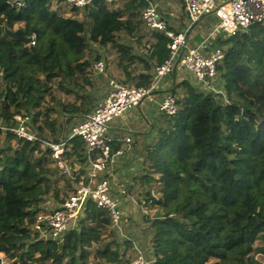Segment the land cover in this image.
<instances>
[{
	"label": "trees",
	"instance_id": "obj_1",
	"mask_svg": "<svg viewBox=\"0 0 264 264\" xmlns=\"http://www.w3.org/2000/svg\"><path fill=\"white\" fill-rule=\"evenodd\" d=\"M120 1L112 8L113 0H93L70 8L74 16H63L54 6L64 0H0V127L14 126L15 116L26 115L41 140L59 143L66 137L96 108L95 98L84 91L85 85L94 88V63L103 61L107 70L104 53L86 59L92 45L114 50L124 75L117 82L135 88L151 84L155 67L169 58L170 40L144 26L141 12L151 0ZM210 16L215 17L202 19ZM4 29H22L28 38L35 34L36 43L27 46L5 36ZM216 43L224 50L216 69L223 96L188 80L175 82L168 93L177 111L159 113L154 140L142 152L143 198L162 213L144 216L143 229L130 225L137 232L127 234L135 240L116 241L108 212L90 199L60 240L34 232L36 216L57 210L80 177L87 178L85 143L74 137L63 149L61 161L72 179L48 146L0 129L4 264H129L135 255L130 259L127 253L135 243L150 264H263L255 256H264V26L252 25ZM54 82L75 100L42 112L46 97L54 101ZM113 139V148H120ZM256 242L262 245L255 247Z\"/></svg>",
	"mask_w": 264,
	"mask_h": 264
},
{
	"label": "built area",
	"instance_id": "obj_2",
	"mask_svg": "<svg viewBox=\"0 0 264 264\" xmlns=\"http://www.w3.org/2000/svg\"><path fill=\"white\" fill-rule=\"evenodd\" d=\"M12 1L20 3L22 0ZM92 1L64 0V3L69 8L82 9ZM184 5L188 26L183 34H175L169 29L167 22L159 15L154 4L150 3L141 12V19L148 30L163 33L170 40L169 58L155 67L152 82L147 88L127 87L110 79L108 91L97 103L94 111L73 126L59 143L41 140L31 127V118L26 115L15 116L14 126L0 127L4 133H13L18 139L28 142L38 141L48 146L52 151V158L57 161L63 174L72 179L74 177L71 176L70 169L61 161L63 149L68 140L74 137L82 139L85 143V155L88 161L87 178L80 177L75 190L57 210H44L36 216L32 229L41 237L60 240L64 233L82 218L88 199L96 208L108 212L111 225L122 234L123 214L111 190L114 184V165L130 147L131 139L123 138L120 141L122 146L114 149V139L108 134L109 123L130 110L138 108L144 101L156 104L159 113L163 115H174L177 111L175 98L167 94L157 102L154 94L161 81L172 74L178 63L190 73L193 82L202 91L223 96L222 89L216 83V69L224 58V50L214 47L205 54L199 47L187 46L186 33L203 17L214 15L218 19L215 32L223 33L228 37L235 36L239 31H246L252 25L264 26V0H184ZM35 43L36 36L33 34L29 37L27 46H34ZM93 68L98 74H104L106 69L103 61L95 62ZM117 193L125 198L126 190L123 185H117ZM4 263V254L0 252V264ZM129 264H150V262L141 250L136 249V254Z\"/></svg>",
	"mask_w": 264,
	"mask_h": 264
},
{
	"label": "rangeland",
	"instance_id": "obj_3",
	"mask_svg": "<svg viewBox=\"0 0 264 264\" xmlns=\"http://www.w3.org/2000/svg\"><path fill=\"white\" fill-rule=\"evenodd\" d=\"M120 2H121L120 0H113L114 4H111L112 5L111 7L112 8L117 7L118 5H120ZM152 4H154V2H152ZM54 9H56L60 15L67 16L70 14L74 16V14L70 12V8L67 7L65 3L60 4V6L55 5ZM79 16H80V13L78 14V17ZM105 49L106 48L103 45H92V49L88 51L86 59H93L96 54L95 53L96 51L105 53L107 56L106 65L109 64L108 65L109 72L113 74L114 73L122 74V71L116 67L117 55L114 52V50H110L109 53H107ZM91 77L93 79L92 85L94 88L91 89L90 86L85 85L86 88L84 91L90 92L91 95L95 98V103L96 102L98 103L104 97V94L108 91V81L110 80L111 77L107 75L106 69H105V73L102 75H99L97 72L92 70ZM112 79H114L115 81H118L113 77ZM128 86L133 87L131 83H129ZM52 94H53L54 101L50 100L49 97H46L45 101L43 102L41 106L42 112H46L47 109L55 107L56 102H63L65 105H67L75 100V97L73 95H66L65 92L57 86L56 82L52 84ZM146 103L148 102L146 101L142 102L139 107H141L142 105L144 106ZM138 108L132 109L129 112L131 113L138 112L137 111ZM129 112L125 113L122 117L123 118L127 117ZM55 115H56L55 113L50 112V116L52 118H54ZM122 117L114 119L111 122V124L117 128L123 127L124 123H123ZM39 120L41 123H43V117H40ZM121 130L119 129V134L122 135L124 132ZM135 141L136 139L134 140V142ZM140 148L141 146L138 145V143H136L135 146L133 145L132 150L130 149L126 150L125 151L126 157L123 158L122 160L120 159L121 163H119L118 161L119 164L117 165L116 169L114 167V170L117 172V177L114 180V184L117 183V185H123V187L126 190V196L125 198H123L125 201L124 202L125 204L122 207L123 218H124L123 226L121 227L122 234H120L119 232H116L115 234L112 233V235L114 236V239L116 241H119L120 243L123 242V239L131 240V241L135 240L133 237L127 234V233H133V235H135V233L137 232L135 230V227L130 228V225H137L139 229H143L144 228V224H143L144 216H148L149 218H154L157 215H161L162 213L161 208L151 207L145 204V201L143 198L144 192L141 189V186L139 183V177L142 174L143 167L145 169L146 166H144V157L139 155ZM85 170H86V166H85ZM152 195L155 198L159 197V194L155 190H152ZM45 201L46 202L50 201V203H53L48 198ZM110 235H109L108 240L111 238ZM105 239L107 240V237ZM260 245H262L260 242L255 243V247H258ZM136 249L141 250L144 256H146V253H145L146 251H143L142 249H140L139 246L135 243L133 245V248L129 250V252L127 253V257L132 259V257L136 254ZM255 258L264 264V256L256 255ZM91 262L93 261L91 260L90 263Z\"/></svg>",
	"mask_w": 264,
	"mask_h": 264
},
{
	"label": "crops",
	"instance_id": "obj_4",
	"mask_svg": "<svg viewBox=\"0 0 264 264\" xmlns=\"http://www.w3.org/2000/svg\"><path fill=\"white\" fill-rule=\"evenodd\" d=\"M154 2L156 9L159 15L167 22L169 29L175 34H183L186 31L188 26V17L185 11L184 0H151ZM221 1V0H220ZM119 6V5H118ZM217 19L213 16L206 17L202 19L200 23L196 26H193L187 33H186V42L187 46L190 48H197L199 47L205 54H208L214 47H218L216 41L217 39L223 38L225 35L223 33L215 32L217 27ZM104 58L107 61V56L104 53ZM101 61V60H100ZM109 64H107V75L111 77L110 79L115 78L123 79L124 75L121 73H111L109 72ZM140 70V69H139ZM140 72V71H138ZM110 73V74H109ZM114 80V79H113ZM182 80H188L191 83L195 84L192 80L190 73L176 64L174 72L165 77L158 89L156 90L154 97L157 102L161 101L163 97L168 93L169 88L175 83L180 82ZM106 94V93H105ZM104 94V96H105ZM97 106V104H96ZM143 106V105H142ZM138 108V112H129L127 117H122L123 120V127H115L111 123L108 126V134L112 138L119 139L121 141L125 137H130L131 145L126 150H132L133 145L135 146L136 143L141 146L139 149V155H142V152L146 145H149L154 140L153 130L154 125H158V117L159 111L157 105L154 103H146L143 107ZM119 129L124 133L121 135L119 134ZM136 141L134 142V140ZM122 146V144H121ZM125 150V151H126ZM126 157V153L119 157L116 160L114 165L115 169L119 163H121L120 159ZM119 161V163H118ZM114 170V169H113ZM117 177V172L114 170V180ZM112 196L119 202L120 209L122 211V207L124 206V197H120L117 193V183L113 185L111 190ZM123 214V211H122Z\"/></svg>",
	"mask_w": 264,
	"mask_h": 264
},
{
	"label": "water",
	"instance_id": "obj_5",
	"mask_svg": "<svg viewBox=\"0 0 264 264\" xmlns=\"http://www.w3.org/2000/svg\"><path fill=\"white\" fill-rule=\"evenodd\" d=\"M4 35L11 38V39L22 41L25 44L29 43V38L24 36V32L22 29H17V30L4 29ZM173 72H174V70H173Z\"/></svg>",
	"mask_w": 264,
	"mask_h": 264
}]
</instances>
